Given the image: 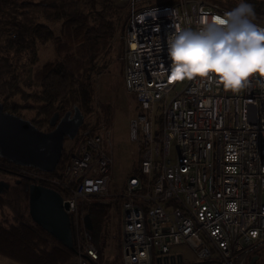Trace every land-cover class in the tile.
<instances>
[{
  "label": "built area",
  "instance_id": "2783aa9c",
  "mask_svg": "<svg viewBox=\"0 0 264 264\" xmlns=\"http://www.w3.org/2000/svg\"><path fill=\"white\" fill-rule=\"evenodd\" d=\"M113 1L128 11L123 84L136 105V171L113 191L107 137L91 128L71 140L58 177L12 169L67 204L73 264H99L79 213L89 198L119 203L121 264H250L264 248V78L254 74L234 93L218 78L197 77L176 91L168 56L179 30L198 31L229 10L209 0Z\"/></svg>",
  "mask_w": 264,
  "mask_h": 264
},
{
  "label": "trees",
  "instance_id": "16d2710c",
  "mask_svg": "<svg viewBox=\"0 0 264 264\" xmlns=\"http://www.w3.org/2000/svg\"><path fill=\"white\" fill-rule=\"evenodd\" d=\"M216 1L234 3L229 11L236 6V0ZM244 2L254 8L252 21L263 20L262 5L258 1ZM121 9L111 0H0V98L4 101L3 110L15 113L11 98L22 93L21 76L36 62V46L53 39L58 57L35 71L33 81L37 91L26 95V98L41 103L35 121L31 122L39 130L45 125L50 129L48 119L55 112L62 116L74 107L81 113L90 112L92 78L104 67L100 61L104 63L113 48L119 52L123 49L120 37L127 16H122ZM39 17L49 22L60 21V37L53 36L45 24L37 22ZM22 57L24 61H21ZM68 157L69 151L62 149L57 169L65 165ZM13 166L0 159V169L7 171ZM25 181L28 180L14 181L0 194V208H10L17 217L14 224L0 221V256L17 264H72L74 253L30 219ZM83 211L97 226L99 217L106 214L107 206H98L95 202Z\"/></svg>",
  "mask_w": 264,
  "mask_h": 264
},
{
  "label": "rangeland",
  "instance_id": "374dc122",
  "mask_svg": "<svg viewBox=\"0 0 264 264\" xmlns=\"http://www.w3.org/2000/svg\"><path fill=\"white\" fill-rule=\"evenodd\" d=\"M209 1L215 2L216 0ZM256 1H258L262 5L264 13V0ZM111 2L114 5H117L113 0H111ZM225 2L226 1H216L215 3H220L221 6L223 5V7L226 8V10H229L231 2H229V4L228 2ZM240 2L241 0H236V5H238ZM121 11L123 13L122 16H127L128 18L127 10L122 8ZM36 21L45 24L51 30L53 36L60 37V21L49 22L43 17L37 18ZM252 22L256 25L264 27V17L263 20L261 19V21ZM122 36L123 34L121 35L120 39H122ZM36 47V62L31 65L26 72H23L21 76L20 85L22 93L15 94L11 98V100L15 103L16 109L14 111L16 115L29 121H35L38 107L41 104L39 102H36L33 98H26V95L34 94V92L37 91V86H34L33 81L34 73L43 64H45L46 62H51L58 57L56 44L53 39L45 42L44 44H38ZM24 60L25 58L22 57L21 61ZM103 61L105 62L102 63V61H100V65L104 66L103 70L99 74L94 75V77L92 78L93 95L90 102L91 111L82 113L83 123L79 130L82 128H91L96 132L105 134V136L107 137L105 148L107 149L113 160L112 181L110 185L111 189H118L113 191H119L125 184L127 178L130 176V173L134 172L138 161L137 147L130 141L129 137L130 120L135 114L134 111L136 110V105L134 106V97L125 90L123 84L124 43L123 49L120 52L117 50V48H113V50L107 53V58H105ZM186 81L187 79L179 81L175 87V90L180 91L184 87ZM29 84H31V86L27 87V85ZM0 101L4 102L2 98H0ZM10 102L11 101L7 102V104ZM45 127L47 126H44V128ZM44 128L42 130H44ZM72 145L73 143L71 141L66 140L63 143V149L65 151H69ZM132 164H135L134 167H132ZM61 168L62 167H59L57 169L56 166L55 170H61ZM29 173L32 174L33 172ZM15 180L21 181L22 178L11 175L7 173V171H4V169H0V181L12 185ZM25 180L28 179L26 178ZM23 183L28 184L27 181ZM95 202H97L98 206H107V212L106 214L99 217L97 226L96 223L90 219L92 230L89 232L87 231V237L98 249L99 264H121V227L120 215L118 210L119 203L111 201L110 199L101 200L99 198H89L86 202L84 201V203L79 207V213L82 215V217L84 215V207ZM16 218L17 217L14 216L10 208H0L1 222L5 220L7 224H14ZM95 233L96 238L93 239ZM173 250L182 252L184 258L186 260L189 259L187 248L176 247ZM263 250L264 248L259 252L256 264H264ZM176 258L177 262H179L181 260V255L177 253ZM160 259L161 258H159V260ZM172 259L173 257L171 258V261ZM7 260L8 261L5 264H15V262L9 259Z\"/></svg>",
  "mask_w": 264,
  "mask_h": 264
},
{
  "label": "clouds",
  "instance_id": "9594fccd",
  "mask_svg": "<svg viewBox=\"0 0 264 264\" xmlns=\"http://www.w3.org/2000/svg\"><path fill=\"white\" fill-rule=\"evenodd\" d=\"M244 0L203 22L200 30H179L168 43L171 77L176 81L218 78L225 90L240 92L254 74L264 78V27Z\"/></svg>",
  "mask_w": 264,
  "mask_h": 264
},
{
  "label": "water",
  "instance_id": "95a60500",
  "mask_svg": "<svg viewBox=\"0 0 264 264\" xmlns=\"http://www.w3.org/2000/svg\"><path fill=\"white\" fill-rule=\"evenodd\" d=\"M83 123V114L77 107L66 111L60 118L55 112L48 119L52 129L42 131L29 120L3 111L0 102V159L21 167H30L45 173L55 170L61 157L65 139L71 141ZM9 188V184L0 181V194ZM28 197L30 219L72 252L73 241L68 208L62 202L61 195L46 186L25 184ZM84 228L92 230L90 217H82ZM257 257L251 259L253 264Z\"/></svg>",
  "mask_w": 264,
  "mask_h": 264
},
{
  "label": "flooded vegetation",
  "instance_id": "af4514ba",
  "mask_svg": "<svg viewBox=\"0 0 264 264\" xmlns=\"http://www.w3.org/2000/svg\"><path fill=\"white\" fill-rule=\"evenodd\" d=\"M1 102V101H0ZM2 103V102H1ZM3 105V104H2ZM4 111V110H3ZM72 112V111H71ZM11 114H14V115H16L15 113H11ZM38 114V113H37ZM36 114V115H37ZM18 116V115H17ZM61 116H59V118H60ZM48 124V123H47ZM46 126V125H45ZM48 126H49V124H48ZM50 127V126H49ZM44 128V127H43ZM52 129V127H50V129H48V127H45L44 128V130H42V131H50ZM20 167L21 166H16V165H14L13 167H11V168H8L7 169V173H9V174H11V175H14V176H16V177H18L17 175H16V172L14 171V170H16V171H18L19 169H20ZM14 170H13V169ZM20 178H23V177H20ZM24 179H26V178H24ZM15 181H17V183H19L20 182V180H15ZM28 182V184H34L36 181H27ZM37 184V183H36ZM9 187H10V184H9Z\"/></svg>",
  "mask_w": 264,
  "mask_h": 264
},
{
  "label": "bare ground",
  "instance_id": "6f19581e",
  "mask_svg": "<svg viewBox=\"0 0 264 264\" xmlns=\"http://www.w3.org/2000/svg\"><path fill=\"white\" fill-rule=\"evenodd\" d=\"M215 2H216V1H215ZM218 2H219V1H218ZM226 2H227V1H226ZM226 2H225V3H226ZM234 2H235V1H234ZM235 3H236V2H235ZM263 3H264V2H263ZM228 4H229V3H228ZM231 4H232V2H231ZM233 4H234V3H233ZM222 6H223V5H222ZM236 6H237V5H236ZM236 6H235V7H236ZM263 6H264V5H263ZM233 7H234V6H233ZM233 7H232V8H233ZM223 8H225V7H223ZM261 9H263V8H261ZM127 12H128V11H127ZM127 12H126V13H127ZM126 19H127V18H126ZM262 23H263V22H262ZM125 90H126V89H125ZM131 96H132V95H131ZM132 98H133V97H132ZM133 101H135V100H133ZM134 106H135V104H134ZM135 107H136V106H135ZM134 113H135V111H134ZM129 127H130V126H129ZM129 131H130V130H129ZM133 154H134V152H133ZM133 159H134V158H133ZM134 160H135V159H134ZM133 162H135V161H133ZM137 162H138V161H137ZM132 165H133V164H132ZM134 165H135V164H134ZM134 165H133L132 167H134ZM59 171H60V170H57V171L55 170L54 172L49 173V174H48V177H50V178L58 177V176H59V173H60ZM127 176H128V175H127ZM43 184H44V183H43ZM123 184H124V183H123ZM39 185H40V184H39ZM47 187H49V186H47ZM49 188H51V187H49ZM51 189H53V188H51ZM53 190L56 191V189H53ZM263 252H264V250H263ZM178 261H179V260H178ZM258 262H259V261H258ZM263 262H264V261H263Z\"/></svg>",
  "mask_w": 264,
  "mask_h": 264
},
{
  "label": "crops",
  "instance_id": "0c3cea01",
  "mask_svg": "<svg viewBox=\"0 0 264 264\" xmlns=\"http://www.w3.org/2000/svg\"><path fill=\"white\" fill-rule=\"evenodd\" d=\"M7 259L6 258H4V257H2V256H0V264H5V263H7ZM11 262V261H10ZM12 263V262H11ZM15 264H17V263H15Z\"/></svg>",
  "mask_w": 264,
  "mask_h": 264
},
{
  "label": "snow or ice",
  "instance_id": "6c2138e0",
  "mask_svg": "<svg viewBox=\"0 0 264 264\" xmlns=\"http://www.w3.org/2000/svg\"><path fill=\"white\" fill-rule=\"evenodd\" d=\"M172 80H174L172 77H171ZM255 235V234H254Z\"/></svg>",
  "mask_w": 264,
  "mask_h": 264
}]
</instances>
